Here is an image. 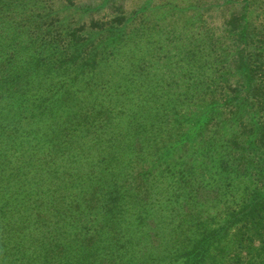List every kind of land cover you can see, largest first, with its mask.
Instances as JSON below:
<instances>
[{
  "label": "trees",
  "instance_id": "obj_1",
  "mask_svg": "<svg viewBox=\"0 0 264 264\" xmlns=\"http://www.w3.org/2000/svg\"><path fill=\"white\" fill-rule=\"evenodd\" d=\"M0 264H264V0H0Z\"/></svg>",
  "mask_w": 264,
  "mask_h": 264
},
{
  "label": "rangeland",
  "instance_id": "obj_2",
  "mask_svg": "<svg viewBox=\"0 0 264 264\" xmlns=\"http://www.w3.org/2000/svg\"><path fill=\"white\" fill-rule=\"evenodd\" d=\"M226 261H227V258H226ZM225 263H227V262H225Z\"/></svg>",
  "mask_w": 264,
  "mask_h": 264
}]
</instances>
